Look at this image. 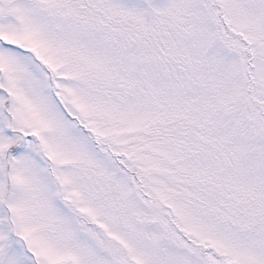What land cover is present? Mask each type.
I'll return each mask as SVG.
<instances>
[{
    "label": "snow or ice",
    "instance_id": "6c2138e0",
    "mask_svg": "<svg viewBox=\"0 0 264 264\" xmlns=\"http://www.w3.org/2000/svg\"><path fill=\"white\" fill-rule=\"evenodd\" d=\"M0 264H264V0H0Z\"/></svg>",
    "mask_w": 264,
    "mask_h": 264
}]
</instances>
